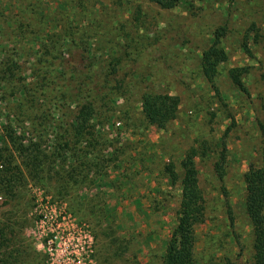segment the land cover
<instances>
[{
    "label": "rangeland",
    "instance_id": "rangeland-1",
    "mask_svg": "<svg viewBox=\"0 0 264 264\" xmlns=\"http://www.w3.org/2000/svg\"><path fill=\"white\" fill-rule=\"evenodd\" d=\"M225 21L228 59L212 84L199 56ZM252 22L262 37L254 43L256 30L250 31L248 53L241 39ZM92 54L99 56L95 71L112 79L94 76L80 91ZM109 56L121 60L114 69ZM233 67L247 69L246 91L232 84ZM146 91L180 98L164 128L142 120ZM85 102L101 121L105 110L111 114L96 127L106 161L96 176L90 170L89 180L67 189L57 180L78 154L56 150L55 139ZM258 120H264V0H180L169 10L148 0H0V220L14 222L24 264H157L180 198L179 179L171 183L164 168L172 163L182 175L180 162L191 148L206 198V221L196 230L199 264H250L243 173L260 164ZM7 130H15L14 142ZM221 139L223 182L214 169Z\"/></svg>",
    "mask_w": 264,
    "mask_h": 264
},
{
    "label": "trees",
    "instance_id": "trees-1",
    "mask_svg": "<svg viewBox=\"0 0 264 264\" xmlns=\"http://www.w3.org/2000/svg\"><path fill=\"white\" fill-rule=\"evenodd\" d=\"M150 3L162 9H173L179 5L180 0H148ZM232 0H228L230 3ZM141 7H136L133 15L134 21L140 19ZM227 22L218 25L212 31L210 44L207 48L201 51L199 56L200 72L209 83H214L215 77L218 74L221 63L228 59V53L222 46V39L227 33ZM139 25V24H138ZM256 31L252 35V41L258 43L262 37L255 23L242 36L241 47L250 53L248 40L250 39V31ZM87 34L86 30H83ZM93 64L84 71L83 78L78 86L79 90H85L84 86L89 84L94 76L98 77L103 83H107L112 78L110 74H98L95 71V63L99 60V56H89ZM110 63L119 65L121 60L117 56H109ZM247 71L245 67H233L228 71V75L232 84L241 91H246L242 78ZM52 71H48L50 74ZM48 79V78H47ZM139 102L141 104L142 120L147 125H154L159 128H164L170 121L177 116L179 109L180 98L177 95L169 93L146 91L141 94ZM213 116V115H212ZM99 115L92 103L85 102L76 112L73 120L64 127V135L60 134L55 140V149H72L78 154V158L73 162L70 168H61L59 184L67 189L74 185H80L86 180H89V175L93 171L94 176L97 175V168L101 162L106 161L102 152V134L99 132L97 124L107 123L111 117L108 111H104L102 121L99 120ZM234 123L230 124L225 130L224 135L228 133ZM256 127L259 135L260 143V164L249 165L248 170L243 173L244 213L251 226V254L250 264H264V120H258ZM62 128V126H60ZM54 129H59V125H54ZM15 130H7L9 141L14 142L13 135ZM3 139L2 137L0 140ZM221 150L219 157L214 164L215 172L223 182L225 175V142L221 139L219 142ZM21 146V144H18ZM22 149V147H21ZM202 154L205 153V147L202 149ZM197 151L191 148L180 162L182 175H177L172 163L165 166L164 171L171 183L179 179L180 183V198L179 206L176 211V221L170 235L166 241L165 250L161 255L160 261L157 264H199L196 256V240L197 228L206 221V198L203 190L199 185L198 172L195 166L194 156ZM2 158L0 152V159ZM91 170V172H89ZM1 187V186H0ZM1 191V188H0ZM76 202L81 203V197L78 196ZM5 224L0 220V264H24L26 263L27 253H20L14 236L13 225ZM4 247L8 251H4Z\"/></svg>",
    "mask_w": 264,
    "mask_h": 264
},
{
    "label": "built area",
    "instance_id": "built-area-1",
    "mask_svg": "<svg viewBox=\"0 0 264 264\" xmlns=\"http://www.w3.org/2000/svg\"><path fill=\"white\" fill-rule=\"evenodd\" d=\"M45 217H46V215L43 214L42 219H45ZM61 218L64 219L65 216H64V215H61V216L59 217V219H61ZM90 241H91V238L89 237L88 240H85V243H86V244H83V247H82V248H84V247H89V246H90V245H89ZM79 264H80V262H79ZM83 264H85V262H83Z\"/></svg>",
    "mask_w": 264,
    "mask_h": 264
}]
</instances>
